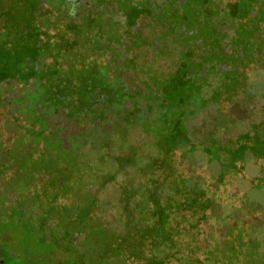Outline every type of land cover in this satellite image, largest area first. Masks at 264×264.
Returning a JSON list of instances; mask_svg holds the SVG:
<instances>
[{"label": "rangeland", "instance_id": "obj_1", "mask_svg": "<svg viewBox=\"0 0 264 264\" xmlns=\"http://www.w3.org/2000/svg\"><path fill=\"white\" fill-rule=\"evenodd\" d=\"M67 4L0 0V264H264V0Z\"/></svg>", "mask_w": 264, "mask_h": 264}, {"label": "trees", "instance_id": "obj_2", "mask_svg": "<svg viewBox=\"0 0 264 264\" xmlns=\"http://www.w3.org/2000/svg\"><path fill=\"white\" fill-rule=\"evenodd\" d=\"M33 1V0H32ZM35 2H37L39 5H40V7H42V6H48V7H50V8H55V7H61V6H66V5H68L67 4V0H35ZM69 6V5H68ZM67 6V7H68ZM181 27H185V25H182ZM185 30V29H184ZM185 32V34L186 35H188L189 37H192V36H194L193 34H194V31H188V33H187V31H184ZM206 34H207V32H204L203 34H201V37L200 38H195L193 41H189L190 43H193V44H196V43H202L203 42V40L204 39H207V38H204V36H206ZM62 64V63H61ZM62 66V65H61ZM115 66V65H114ZM103 71V70H102ZM118 82H120V81H118ZM120 83H123V84H125L124 82H120ZM76 83H73V86L75 85ZM126 86V85H125ZM24 107L26 108V106L24 105ZM87 111H84V112H88L89 111V109L87 108L86 109ZM28 113V115L29 116H33L35 113H33L32 111H31V109L28 107V108H26V114ZM38 115V114H37ZM48 137H46V139H47ZM45 139V138H44ZM55 138H53L52 140H54ZM56 139H58V135H57V138ZM51 145V146H50ZM49 146H48V148H49V151H51L52 152V150H55L54 148L56 147L55 145L56 144H50ZM46 147H44V149H45ZM47 149V148H46ZM47 151V150H46ZM44 153H46L45 152V150L43 151ZM50 152V153H51ZM54 212V211H53ZM4 230H6V228L4 229ZM8 231V230H7ZM8 240V239H7ZM242 242H244V241H242ZM258 242V241H257ZM248 243H250V247H253L252 246V241L250 240V239H248V241L247 242H244L243 244H248ZM249 252H251V251H249ZM251 253H254V255L253 256H255L254 258H256V257H258V255H257V251L254 249V251L253 252H251ZM232 255V254H231ZM228 256V255H227ZM209 258L210 257H208V256H206V254H204L203 255V257L202 258H200V259H197V260H193V262H190V261H183V263H181V264H221V263H218V262H216V261H212V259H210L209 260ZM239 257H237L236 259H231V262H232V264H262L261 263V261H260V259H257L256 258V260H254L253 261V259L252 260H247V261H243V259L240 257V259H238ZM235 262V263H234ZM145 264H166L160 257H156V256H150L148 259H146V261H145ZM227 264H228V262H227ZM231 264V263H230Z\"/></svg>", "mask_w": 264, "mask_h": 264}]
</instances>
